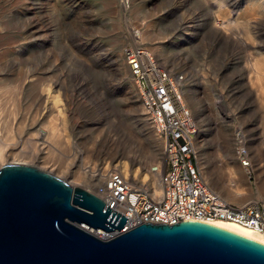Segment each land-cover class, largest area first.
Returning <instances> with one entry per match:
<instances>
[{"label": "rangeland", "instance_id": "374dc122", "mask_svg": "<svg viewBox=\"0 0 264 264\" xmlns=\"http://www.w3.org/2000/svg\"><path fill=\"white\" fill-rule=\"evenodd\" d=\"M261 1L0 0V73L22 101L19 112L7 118L15 124L22 120L27 127L31 121L24 118L33 112L36 120L53 119L58 126L62 117L70 121L63 138L69 141L67 171L56 176L72 186L76 185L70 181V171L80 165L88 147L97 156L93 158L96 168L103 167L102 161L111 167L128 160V167L132 164L130 168L142 172L153 169L158 177L164 159L162 141L144 109L134 104V100L140 103L138 89L122 57L123 48L131 45L121 42L124 33H139L147 27L149 38L142 46L182 78V98L198 125L199 147L213 152L214 144H219L224 158L240 163L249 151L256 160V145L264 158V76L257 81L261 88L257 89L251 69L254 59H264ZM124 2L129 6L125 8ZM215 18L231 21L230 32L226 29L229 34ZM156 47L166 59L153 50ZM46 87L55 95V105L46 91L40 93ZM230 132L232 139L226 143L223 135ZM46 133L43 129L38 139L41 146ZM238 133L244 136L242 142L236 140ZM227 145L240 155L231 157ZM197 158L199 163V150ZM54 163L49 161L39 169L49 170L58 164ZM248 172L252 195L261 194L262 186L250 166ZM207 183L213 188L218 185L216 179ZM214 189L218 191V186Z\"/></svg>", "mask_w": 264, "mask_h": 264}, {"label": "water", "instance_id": "95a60500", "mask_svg": "<svg viewBox=\"0 0 264 264\" xmlns=\"http://www.w3.org/2000/svg\"><path fill=\"white\" fill-rule=\"evenodd\" d=\"M109 205V204H108ZM22 163L0 168V264H264V244L195 220L141 222ZM92 230L117 231L100 237Z\"/></svg>", "mask_w": 264, "mask_h": 264}, {"label": "built area", "instance_id": "2783aa9c", "mask_svg": "<svg viewBox=\"0 0 264 264\" xmlns=\"http://www.w3.org/2000/svg\"><path fill=\"white\" fill-rule=\"evenodd\" d=\"M122 57L135 79L147 118L162 141L159 189L155 192L109 168L87 190L102 199L105 208L123 214L127 228L141 222L224 220L264 234V198L238 205L204 180L197 158L198 125L182 98V78L145 47L125 46ZM97 169L92 172L94 177L99 176Z\"/></svg>", "mask_w": 264, "mask_h": 264}, {"label": "bare ground", "instance_id": "6f19581e", "mask_svg": "<svg viewBox=\"0 0 264 264\" xmlns=\"http://www.w3.org/2000/svg\"><path fill=\"white\" fill-rule=\"evenodd\" d=\"M248 2L250 3V1H248ZM123 6L126 8L129 5H127V3L124 2ZM246 6L248 7V5H246ZM261 6L264 7V1H261ZM247 7H245V8H247ZM250 10H252V8ZM217 14H219V13H217ZM228 14H230V13H228ZM219 15H221V13ZM261 15H262V13H261ZM224 16H225V14H224ZM225 17H227V13H226ZM217 19H220V18H217ZM35 21H37V20H35ZM215 21H216L217 25L220 26V28L222 30L225 29V31H226V29H227V31H229V27L231 25L230 24L231 21H228L226 19L218 21V20H216V18H215ZM234 21H235V19H234ZM237 25H239V24H237ZM247 25H250V24H247ZM232 26L233 25H231V27ZM233 29H234V27H233ZM148 30H149V28L146 27L145 29L139 31V33L137 31H134L135 32L134 34L127 31V32L124 33L123 40L121 42L124 43L126 41L127 42L129 41V43L131 45L134 44V46H142V45L145 44V40H148V38H149V35H148L149 31ZM247 30H250V29L248 28ZM242 32H243V30H242ZM232 34H234V33H232ZM246 34H248V33H246ZM246 34H244V35H246ZM249 34H250V32H249ZM244 35H242V36L244 37ZM219 36H221V33L218 34V37ZM254 36H257V35H254ZM253 40H255V39H253ZM246 42L247 41H245V43ZM263 45H264V43H263ZM142 47H144V46H142ZM258 49H259V47H258ZM153 50L155 52H158L159 56L162 57V59H166L165 54L163 53L161 48H157L156 47ZM259 51H262V50H259ZM155 56H156V54H155ZM262 60L264 61L263 56H262V58L254 59L252 64H251V69H252V71H254L253 73L255 74L254 75L255 80L254 79L253 80L256 81V82L258 80L260 82V80H261L260 78L264 76V68L262 67V64H261V62H263ZM263 64H264V62H263ZM24 80H26V79H24ZM261 83H262V81H261ZM257 85H258V87L256 86L257 89L260 88L259 83ZM262 87H264V86H262ZM19 88H22V87L20 86ZM50 88H51V86H50ZM16 91L17 90H16V88L14 86L11 87V86L6 85L5 79L3 78V75H1V73H0V168L6 163H22V164H28V165H32V166H35V167L39 168V167L42 166V164L47 163L49 161H52L53 163L57 161L58 164L56 166L51 167V169L44 170V171H47V172L52 173L54 175H56V174L57 175L59 174L60 176L61 175H65L67 169H66V167L64 168V166H65L64 163L67 161V158L69 157V144H68L69 141L67 142L65 140L66 137H65L64 131L67 129L68 124H69L68 122H70V121L68 119L62 117V120L60 122L61 126L60 125L58 126L57 125L58 122H57V124H53L52 123L53 121H51V120H53V119L45 120V118H43L40 121L36 120V116L37 115H36V113L33 112V113H31L32 115L30 114V117H27V116L25 118L22 117V119L24 118L25 120L30 119L31 124H30L29 127H27V125H26L28 123H25L22 120H20L17 124L11 122L12 120H9L7 118V116L10 117V116H13V115L17 114L19 112L21 104H22V101L19 99V96H17L19 93L16 92ZM42 91H46L47 92V93L45 92L46 96H47V99L51 100V101L53 100V104L55 105V103H56L55 95L52 94V91L49 89V87L43 88L40 91V93ZM54 93H57V92H54ZM263 93H262V95H263ZM257 94H261V93H257ZM135 97L137 98V96H135ZM43 98H45V97H43ZM132 101H133V99H132ZM45 102H47V101H45ZM137 102L138 101L134 100V104L137 105L138 109H141V110L144 109L142 104H141V102L139 104H137ZM7 105L8 106L10 105L11 107L10 106L8 107ZM135 105H134V107H135ZM57 107H59V106H57ZM25 109H26V107H25ZM55 110H57V109H55ZM55 110H53V111H55ZM22 111H23V108H22ZM36 111L38 112V109ZM143 111H145V110H143ZM24 113H22V114H24ZM58 113H59V111H58ZM58 113H56V114H58ZM20 116H22V115H20ZM56 118H57V116H56ZM70 126L73 127V125L71 123H70ZM43 129H46V131H47L46 137H45V138H47V140L45 139V141H44L45 144L43 146H41L40 143H42V142L39 143L38 139L43 136V134H42V130ZM15 130H16V132H15ZM263 131H264V128H263ZM231 132H232V130H231ZM231 132L230 133H226V134L223 135L224 141L226 140V143L229 141L228 139H230V138L232 139ZM238 134H240V133H238ZM236 137H237V139H236L237 141H241L242 142L244 140V136L242 134H240L239 136L237 135ZM63 138H65V139H63ZM155 138L159 141V138H157V136H155ZM254 140L255 139H253V141ZM219 141L221 142L222 140H219ZM198 142L199 141H198V137H197V149L199 150V163H198L199 170H200L203 178L207 182H208L209 179L210 180L211 179H216L217 180L218 191L227 200H229L232 203L240 205V204H243V203H245V202H247L249 200L258 199V198H264V197H262V194H264V165H261L262 162H264V158L261 157L262 152H261V150H260V148L258 146L254 145V150H255L254 152L255 153L254 154L252 153L254 156H255V154H257L256 160H255V157L253 159V156L249 155V152H250L249 151L248 154H246V156H245V160H243L240 163H238L234 158H233V160H227L226 158H224L222 153L219 151V148H218L219 144H214V151L211 152V151L204 150V149L202 150V148L199 147ZM260 143H262V142H260ZM59 146H60V148H59ZM91 148L88 147V149L86 150L85 154L82 157L80 165L77 166V168L74 171H72V173L70 171V174H71L70 181L72 182V184H74L76 186H80V187H81V185H87L89 187V189H91L92 187H90V186L93 184V182H95V181L98 182V181L102 180V177H103V174H104L105 171H107L109 168H116V169L120 170L121 172H123L126 176H129L131 178V180L134 181L135 183L146 184L153 191H155V192L158 191V189H159L158 177L156 176V173L153 171V169H150V170L147 169L148 171H143L142 172L137 167L130 168V166L132 164L128 167V163H129V162H127L128 160L127 161L126 160H121V161H119V163H115L111 167L108 166V163H105V161H102V163H100V164H103L102 165L103 167H101V168L98 167V169H97V171H98L97 174H99V176L94 177L92 172L94 171V169H96L95 166L98 163L93 161V158L97 157V156H95V154H94V152L92 151ZM227 150H228V153H231V157H233L232 156L233 154H235V156L240 155L239 152L235 153L233 151L232 147H230L229 145H227ZM141 158H143V157H141ZM104 164H106V165L104 166ZM136 166H138V165H136ZM247 166L248 167L250 166L251 170L256 175V179L259 180V183L262 186L260 188L261 194H257L256 196H253L252 193H251V187L249 185V178H248V174H247V173H249ZM86 167L90 168V169H88L89 171L86 169ZM67 168H69V167H67ZM40 169H42V168H40ZM156 169L159 170V165H157ZM91 173H92V175H91ZM88 187H85V189L87 190ZM216 187H214V188H216ZM82 188H84V187H82ZM204 222L209 223V224H213V225L225 228V229H228L230 231H233L235 233L241 234L243 236H246V237H248L250 239H253V240L257 241V242H260V243L264 244V234L263 233L254 232L253 230H250L248 228L240 226V225H238L236 223H233V222H230V221H224V220H212V221H204ZM128 226H129V223H128ZM91 232L96 234L97 236L105 238V237H110V236L116 234L117 231L113 230L111 232H102L100 230H92Z\"/></svg>", "mask_w": 264, "mask_h": 264}]
</instances>
